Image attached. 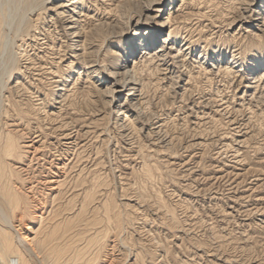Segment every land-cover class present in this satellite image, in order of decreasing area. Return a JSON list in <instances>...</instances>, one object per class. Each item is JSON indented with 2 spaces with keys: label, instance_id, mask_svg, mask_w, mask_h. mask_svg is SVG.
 I'll return each instance as SVG.
<instances>
[{
  "label": "bare ground",
  "instance_id": "obj_1",
  "mask_svg": "<svg viewBox=\"0 0 264 264\" xmlns=\"http://www.w3.org/2000/svg\"><path fill=\"white\" fill-rule=\"evenodd\" d=\"M217 6L229 14L223 22L212 16ZM222 26L225 41L216 43L213 38ZM11 46L20 49L24 60L19 65ZM43 77L48 87L41 92L40 105L48 102L50 112L36 107L43 108L40 117L45 122L33 120L32 126L15 97L23 91L20 78L37 90ZM158 84L165 93L173 88L170 107L175 114L154 110L159 102L151 86ZM194 84L203 88L194 92ZM0 89L5 91L0 92V264H33L32 259L40 264H95L103 248L93 260L88 256L98 236L74 244L71 231L82 229L85 214L95 215L99 207L103 210L100 218L93 217L95 224L104 219L117 229L116 205L100 202L92 188L72 190L71 197L81 198L59 227L60 215L75 205L60 209L58 187L66 182V174L72 170L78 178L96 166L85 164L92 160L86 150L103 131L99 126L104 116L116 138L140 156L144 177L152 175L154 164L146 162L145 154L177 156V150L171 151L177 140L183 152L212 145V107L229 121L234 144H245L252 118L264 103V0H0ZM75 95L90 97L89 102L76 104L71 97ZM39 136L43 140L34 151L45 149L33 159L51 157L49 165L59 159V168L67 172L58 180L45 179L57 184L49 198L40 186L44 183L34 179L35 165H42L25 162L24 148L33 147ZM139 259L136 252L135 264H144Z\"/></svg>",
  "mask_w": 264,
  "mask_h": 264
},
{
  "label": "rangeland",
  "instance_id": "obj_2",
  "mask_svg": "<svg viewBox=\"0 0 264 264\" xmlns=\"http://www.w3.org/2000/svg\"><path fill=\"white\" fill-rule=\"evenodd\" d=\"M214 8L212 16L217 17L215 20L221 22L228 19L229 14H227L228 16L225 14L227 12L225 9L221 6ZM219 30L213 38L216 43L225 41L224 26ZM10 48L14 57L17 55V59L14 58L15 63L21 64L24 59L21 60V56L19 58L20 49L12 46ZM71 76L73 79L76 74L72 73ZM153 76L147 75L150 80ZM72 79L70 77V80ZM20 80L23 82L20 91H23L15 98L20 103L22 101L23 111L27 110L25 117L32 121L29 124L32 126H35V123L43 124L42 122L45 120H41L40 116L44 110L35 108L42 106L40 105V99L43 97L41 92L47 91L48 81L43 77L36 90V87L31 83L32 80L31 85L27 84L25 78H20ZM156 86H159L160 90H157ZM156 86H151L153 99L157 100V103L159 102L156 103L157 105L155 104L156 109L154 110L159 112L161 109L168 114L169 112L175 114L174 108L170 107L174 94L173 88H170L171 91L168 88L165 93L166 89L161 88L162 84ZM200 86L202 85L194 84L193 90L196 87L194 92L203 88ZM151 88L150 91H152ZM0 92L5 93L2 89ZM165 94L168 95L167 98ZM212 94H214V90H212ZM71 97L73 100H77L76 104L79 105L85 104L83 101L87 102L90 99V97L87 99V97L78 95ZM8 99L9 105L12 98L8 97ZM48 104L46 102L42 107L50 112ZM166 106L170 108L166 109ZM3 107L10 108L6 105ZM259 107L258 112L261 109V115L255 114L256 117L252 118L251 124L254 126L250 125L251 136L247 140L248 143L246 141L243 144L244 146L234 144L229 121L224 117L225 115L213 111L215 107H212V136L211 140H208L212 145L207 143L200 148L201 150L189 147L183 152L177 145L178 140L176 139L177 142L174 143L171 151L177 150L175 154L173 153L177 156L171 158L170 153L168 156L167 154L157 153L154 155L150 153L149 155L152 156L147 157L145 154L146 162L154 163L151 167L153 176L151 174L148 177L143 176L139 170L140 156L135 155L132 149L127 150L119 136L116 138L117 135L108 124L107 116L101 120L99 128L103 131L97 135L99 140L94 138L88 142L86 152H90L92 160L85 164L89 165L95 162L96 166L86 174L73 178L72 170L66 174L65 169L59 168L61 166L59 159L53 160L50 165L47 161L53 159L51 157L46 156L43 160H34L33 158L41 156V152L45 149L42 147L39 148L40 150L37 149L39 153L34 151V148L43 140L42 136H39L40 141L33 147L24 148L27 158L25 162L28 163L29 160H32L31 164L38 162L42 165H35L38 167L35 174L39 176L36 175L34 179L44 183L40 186L45 193L48 192L45 194L47 198L55 194L56 189L50 188L57 184L56 182H44L45 179L58 180L66 174V182L58 187L63 196L60 200L61 204L59 203L62 206L60 209L72 206L73 202L75 205L60 215L58 218L59 227L67 222V216L71 215L70 212L77 207L78 200L81 198L71 197L72 190L80 192V189L92 188L91 192L97 190L96 194L99 196L100 202L110 200L116 205L115 212L119 218L117 229L113 227V222H107L104 219L95 224L94 216L98 215L100 218V213L103 210L102 207H99L98 213L95 215L85 214L84 217L87 216V220L84 218L86 225H83L82 229L71 231L75 238L74 244L84 245L85 239V241L87 239L89 241L90 236H95V238L98 236L94 245L91 246L94 251L91 250L89 254L91 256H88L89 260H93L94 256L92 255H95L99 248H103L101 250L103 253L95 261V264H135L136 252L140 253V259L144 264H264V103H261ZM31 109H33L32 112H30ZM252 115L254 117V113ZM38 116L39 118H37ZM2 120L3 117L0 115V123ZM184 123L186 126L189 125V121H184ZM175 135L180 138L179 133H175ZM148 150L144 149V153ZM184 162L186 165H183ZM155 165L158 166L157 169ZM71 186L73 189H68ZM78 187L79 190H77ZM123 202H127L128 205H122ZM92 203L94 206L97 205L96 201ZM32 210H37V207ZM89 223L90 225H88ZM35 224L37 225V221ZM96 231L97 233L94 234ZM21 232H23L22 228ZM32 261L33 264H40L36 260L32 259Z\"/></svg>",
  "mask_w": 264,
  "mask_h": 264
}]
</instances>
